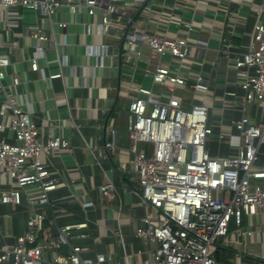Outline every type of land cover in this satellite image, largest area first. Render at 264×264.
Masks as SVG:
<instances>
[{"label": "built area", "instance_id": "2783aa9c", "mask_svg": "<svg viewBox=\"0 0 264 264\" xmlns=\"http://www.w3.org/2000/svg\"><path fill=\"white\" fill-rule=\"evenodd\" d=\"M69 4L62 0H0V14L23 8L49 21L63 6L72 14L85 8L90 19L85 26L87 36L107 37L115 31L120 37L117 47L86 46L87 56L94 59L92 70L103 67L109 56L125 63L131 55L144 61L142 48L169 57L167 67L145 68L142 73L160 96L142 86H134L128 95V165L135 174L133 192L147 211L135 236L153 246L147 264H220L213 256L220 245L235 246L247 235L243 219L252 218L264 206V167L258 165L264 147V21L255 24L245 51L236 56L224 51L227 67L234 73L233 86L223 91L222 103L206 105L207 98L215 100L214 90L200 75L183 70L194 66L195 60L204 61L199 44L188 36L173 37L159 29L160 23L188 35L191 23L174 14H157L153 32L139 28L127 12L138 13L144 7L151 17L150 0L104 8L96 0ZM56 25L61 32L66 29V23ZM13 26L6 22L7 28ZM26 38L32 43L28 72L49 85L62 79V69L69 68L66 55L58 57L56 73L45 74L40 67V61L46 59L45 44L52 41L45 29L29 27ZM10 65L7 56H0V135L11 134V140L0 136V181L7 185L2 188L0 182V222L6 218L2 209L7 206L24 207L27 216L14 244L0 246V263L105 264L103 255L83 258L85 250L74 244L85 237L78 231L86 229V223L57 226L50 194L61 181L49 171L50 160L60 153L72 154L74 147L57 133L56 125H47L48 135L43 136L42 128L19 103L16 89L21 76L12 74L10 83L4 84ZM119 88L124 91L123 84ZM213 111L218 113L215 118ZM103 125L106 140L101 154L114 156L115 130L111 123ZM113 190L110 183L99 192L110 200ZM82 207L92 208L93 203ZM46 222L57 227L55 235L41 232ZM231 227L237 230L230 231ZM126 258L117 264H130ZM248 264L262 263L252 260Z\"/></svg>", "mask_w": 264, "mask_h": 264}, {"label": "crops", "instance_id": "0c3cea01", "mask_svg": "<svg viewBox=\"0 0 264 264\" xmlns=\"http://www.w3.org/2000/svg\"><path fill=\"white\" fill-rule=\"evenodd\" d=\"M62 1L72 5L82 0ZM130 1L96 0L102 8ZM150 3L151 17L144 7L138 13L128 11V16L147 32L155 30L157 18L154 15L157 14H174L191 23L188 35L177 27H166L160 23L159 29L166 30L173 37L188 36L199 44L205 55L204 61L195 60L194 66L187 65L183 70L193 76L200 75L214 90L215 100L207 98L206 105L222 103L223 91L232 88L234 81V73L227 67L224 51L228 49L232 56H236L246 50L255 24L264 21V0H150ZM96 13L99 14V10ZM89 20L85 8L72 14L68 6H63L49 21L23 8H15L7 14L1 12L0 56H7L11 63L4 84L10 83L12 74H19L22 79L16 89L19 103L42 128L43 136L48 135L47 125H56L57 133L74 147L72 154L60 153L50 160L49 171L61 181L60 187L50 194L57 226L87 224L86 229L78 231L85 237L74 241L85 250L83 258L103 255L105 264H117L127 257L130 264H147L153 246L135 236L147 211L133 192L135 174L128 165L131 157L125 114L130 103L128 95H132L134 86L149 88L160 96L157 87L142 73L145 68H165L170 60L168 56L160 57L142 48L145 62L137 61L134 55L127 63L109 56L104 59L103 67L92 70L94 59L87 56L86 46L107 44L117 47L115 44L120 46V37L115 31L107 37L87 36L85 26ZM7 21L15 26L7 28ZM59 22L66 23L64 32L58 29L56 23ZM33 26L44 28L51 36V43L45 44L46 59L40 61L45 74L58 72L59 56L68 57L69 68L62 69L63 78L52 81L51 85L28 72L27 59L32 43L26 35L29 27ZM122 84L124 91L119 88ZM213 112L212 116L217 117L218 113ZM104 122L111 123L115 130L114 156L101 154L106 140ZM4 135L11 140V134L0 136ZM258 165L264 167V147ZM71 181H75L74 184ZM0 182L2 188L7 187L3 185V179ZM110 183L114 190L111 199L105 200L99 189ZM88 202L93 203V207L83 208V204ZM2 213L6 218L0 222V246H10L22 234L27 212L24 207L7 206L3 207ZM242 228L247 235L233 247L220 245L213 255L216 262L248 264L256 260L264 264V206L252 218H244ZM56 231L57 227L47 222L41 230L50 235H55ZM62 252L66 253L67 248L64 247Z\"/></svg>", "mask_w": 264, "mask_h": 264}, {"label": "rangeland", "instance_id": "374dc122", "mask_svg": "<svg viewBox=\"0 0 264 264\" xmlns=\"http://www.w3.org/2000/svg\"><path fill=\"white\" fill-rule=\"evenodd\" d=\"M115 46H118L117 44H115ZM259 118H260V116H259ZM237 229L236 228H234V227H231L230 228V231H236ZM223 249H226V248H223Z\"/></svg>", "mask_w": 264, "mask_h": 264}]
</instances>
